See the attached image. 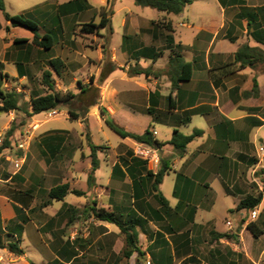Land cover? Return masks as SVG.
<instances>
[{
	"label": "crops",
	"instance_id": "crops-1",
	"mask_svg": "<svg viewBox=\"0 0 264 264\" xmlns=\"http://www.w3.org/2000/svg\"><path fill=\"white\" fill-rule=\"evenodd\" d=\"M69 1L49 8L39 2L28 8L40 17L52 16L50 30H37L39 36L52 34L51 47L45 50L32 44V33L4 19V13L18 14H9L7 0H2L0 89L17 93L22 110L0 112V144L11 127L10 145L32 127L25 152L17 161L19 167L13 171L0 163L2 239H11L7 234L15 238L20 232V248L24 238L31 239L34 250L47 257L45 264H237L229 257H243L247 264L263 261L264 81L260 78L264 63L241 68L233 56L242 45L264 51L249 35L252 28L248 30L247 19L242 17L245 10H251L257 16L252 25L259 23L264 31V0H211L217 5L212 11L192 9L191 0L179 15L159 12L150 19L129 11L119 20L115 45L112 32L101 42L95 39L99 30L93 35L79 32L84 23H98L88 4V9L80 8L81 3L59 16V6ZM99 3L101 10L106 0ZM111 16L112 12L107 26ZM166 24L170 31L164 29ZM88 40L95 41L84 45ZM87 49L95 55H88ZM171 53L191 65V78L176 82L174 88L172 80L180 74L177 64H168ZM157 55L166 64L158 66ZM56 58L65 67L59 76L49 66ZM132 68L147 70L148 75L131 76ZM43 71L51 73L57 91L75 96L72 104L78 108L77 118L68 114V119L79 121L82 130L81 122L87 117L103 121L100 108L125 132L141 135L148 130L160 144L153 147L159 157L157 169L133 156L137 143L129 138L103 148L88 132L87 153L83 135L51 124L60 110H55V116L44 113L41 120L38 115L26 118L31 95L41 94ZM82 71L85 76L79 77ZM90 90L96 96L93 101L82 97ZM194 130L202 134L182 152L168 144L174 131L190 135ZM90 144L97 147L94 171ZM159 169L165 170L158 192L166 206L155 198L151 181L145 179L148 171L154 174ZM61 184L83 196L70 193L62 201L49 200L48 191ZM70 195L76 199L67 201ZM250 197H260L258 205L237 210ZM90 206L141 221L136 227L138 252L121 258L124 237L114 225L85 213ZM248 223L263 234L254 238L246 228ZM78 228L83 229L78 232ZM4 256L11 264H36L29 262L24 251L19 257L8 252Z\"/></svg>",
	"mask_w": 264,
	"mask_h": 264
},
{
	"label": "trees",
	"instance_id": "trees-1",
	"mask_svg": "<svg viewBox=\"0 0 264 264\" xmlns=\"http://www.w3.org/2000/svg\"><path fill=\"white\" fill-rule=\"evenodd\" d=\"M136 6L140 7H148L154 9L158 12L172 15H179L183 9L191 4V0H132ZM83 4L80 8L88 9L89 6L86 4L85 0H72L66 4L59 6V16H63L65 12H71L78 5ZM106 6L102 7L99 16L100 19L98 23H94V21H90L88 23H84L79 26V32L84 35H93L98 32L99 29L104 28L108 25V17L111 15V10L109 8L110 0H106ZM0 11L4 12L2 0H0ZM247 14L242 15V17H246L247 19V28L248 30L252 28V31L249 33L251 38L257 43L264 46V31L261 28V24H253L255 21L257 23L256 15L251 14V10H245ZM244 13V12H243ZM61 14V15H60ZM4 19L10 21L13 27H20L28 30L33 35L32 44L40 47L45 50H49L51 47V37L48 35L39 36L37 33L38 26L24 18L23 15H16L13 17H9L7 14H3ZM254 26V27H252ZM164 29L166 31H170V25H164ZM21 42H25L21 41ZM233 60L235 63H238L241 68L249 67L255 68L257 64L264 63V51H261L256 48H251L248 45H242L238 48V50L234 53ZM169 66H174L177 64L179 69V76L172 80V88L176 86V82H187L191 78V65L189 63H185L179 54L171 53L169 60ZM49 66L52 71L59 76L64 70V64L59 59H52L49 61ZM129 75H148L147 70H142L139 68H132L128 71ZM39 84L43 90V93L40 95H31L29 99V107L30 110H25L24 115L26 118L32 117L37 114L46 113L50 111L58 110L61 106L70 107L72 105V101L75 99V96L69 92L61 93L55 89L54 81L51 77V73L49 71H43L41 73ZM252 92L255 94L257 92L256 82L253 80V89ZM22 110L19 106V95L12 91L6 92L0 89V112L8 113L11 111H19ZM148 114L152 115V111L150 109L147 111ZM100 116L103 122L119 137L121 138H129L135 141L136 143L145 144L151 147H159L160 144L156 142L151 133L146 130L141 135H135L128 132L123 131L120 127H118L113 121L106 117L105 111L100 108L99 110ZM68 114L71 119H76L77 115L74 114L71 110L68 109ZM13 132V127H11L5 134L2 143L0 144V152L2 150L10 148V142L8 138L11 136ZM202 134L199 130H194L190 135H183L177 131L173 132V135L168 142L174 149L179 152H182L186 145L191 142L194 138L200 136ZM91 150V167L92 171L97 168V160L95 158V150L97 147L90 144ZM143 162V161H142ZM145 163V162H144ZM165 173L164 169H159L156 173H152L148 171L146 173L145 179L151 181V191L154 193L155 198L159 201L162 206H166V201L158 192V185L161 183L163 175ZM91 176L88 179V185H90ZM144 181V180H143ZM139 182L142 183V179H139ZM73 194L75 196H83L82 192L69 190V186L67 184L56 185L52 187L48 193L47 198L49 200L62 201L66 195ZM260 197L255 198H246L241 201L237 210H252L259 203ZM84 212L91 215L96 221L106 222L108 224L114 225L119 233L124 237V248L120 253L121 258H129L132 252L137 251V236L138 233L136 231V227L141 226V221L133 218H123L122 215H118L114 212H108L102 208H96L94 206L87 207ZM247 230L251 233L254 238L259 237L263 234V231L257 229L253 223H248L246 226ZM8 239L4 241L0 235V250H6L7 252L19 257L22 256L23 251L20 248V232L16 234L15 238L11 237L9 234L6 235ZM33 264V263H31Z\"/></svg>",
	"mask_w": 264,
	"mask_h": 264
},
{
	"label": "rangeland",
	"instance_id": "rangeland-1",
	"mask_svg": "<svg viewBox=\"0 0 264 264\" xmlns=\"http://www.w3.org/2000/svg\"><path fill=\"white\" fill-rule=\"evenodd\" d=\"M64 1L66 0H7L5 4V9L9 14L23 15L24 18L35 23L39 28V33H41L42 31L50 30V27H51L50 20L52 16L40 17L39 15L34 14L31 10L28 11L29 6L40 2V3H43L44 7L49 8L57 2H64ZM85 1H86V4H88L91 7V13L96 16L95 22H98L100 19L99 12H100V7H101L99 0H85ZM192 2H193V5L191 7L192 9H195V10L206 8L212 11L213 9H216L215 8L216 4L215 5L212 4L211 0H192ZM103 5L106 6L107 4L104 3ZM109 8L112 12V16L109 18L111 23L109 26L99 29V33L101 36L99 35L95 39L96 41L101 42V40H105V38L110 37V34L112 32L113 33L112 34L113 45L116 44L117 39L119 38L118 37V33L120 29L119 20L126 12L128 13L129 11H131L134 14L138 13L141 18H148V19L154 18L160 15V13L156 12V10L154 9H151L148 7L136 6L132 0H110ZM62 27H63V23H62ZM48 36L52 37V34L49 33ZM91 41H95V40L84 41V45L91 46L90 44ZM86 53L91 56L95 55L94 51H92L91 49H87ZM155 58L157 59L158 66L166 64V59H163L161 55H157ZM140 65L143 66L142 64ZM81 75L85 76V72L82 71L80 76L79 75L77 76L81 77ZM260 81L263 82L264 77H261ZM40 92L41 94L43 93L42 88ZM82 97H84L83 99H90L93 101L96 96H95L94 91L90 90V92H88L85 96L83 95ZM68 108L69 110L73 112L78 110V108L74 104L70 105V107ZM58 110H60V113L57 115L56 118H54V120H50L52 121L51 124H59L60 126H64L65 128L73 129L78 137H80V135H83V139H82L83 145L87 153H88V146H87L86 141L89 142L88 132L91 133L92 140L98 145H101V146L103 145V148L104 146H107V145L111 147H115L121 140V137H119L116 133H114L103 121L98 123L95 121L94 117L92 116L87 117L86 120L81 122V125L84 127V129L82 130L78 124L79 121L68 119V110L65 106H61ZM80 114L83 115L84 113H79V115ZM37 115H38L37 119L39 120L44 119V113L37 114ZM152 125L154 126L156 130H159V132L160 130L162 131V128L159 124L153 123ZM18 144H19V141H16L14 142V144L10 145V148L5 150L6 151L5 155L0 159V163L10 167L13 171L14 169L19 167V165L18 167H16L15 163L19 160L20 157H22V155L25 152L24 150L25 147L23 149L17 148ZM263 148H264V143H263ZM6 156L9 157L10 159L6 160ZM97 174L101 175L102 171H99ZM97 182H98V179H97ZM15 183L16 185H19L18 181H15ZM49 185H46V186H49ZM74 199H76V197H74L73 195H70L68 196L67 201H72ZM86 228H88L87 230H89V227H86ZM82 229L79 230L78 228V232L82 231ZM87 230H85L86 233L88 232ZM21 248L25 252L29 262H34L36 264H45L44 260H46L47 257L38 254L37 251L34 250L31 239L24 238V240H22L21 242ZM6 252H7L6 250H0V264H3L2 261L6 262V264H11V261H8L6 257L4 256ZM229 259L235 260L237 264H247V262H245L243 257H239V258L229 257ZM262 259L263 261H261L260 263L256 262V264H264V257H262ZM225 260L227 261L228 259H225ZM15 264H26V262H23V263L17 262Z\"/></svg>",
	"mask_w": 264,
	"mask_h": 264
},
{
	"label": "built area",
	"instance_id": "built-area-1",
	"mask_svg": "<svg viewBox=\"0 0 264 264\" xmlns=\"http://www.w3.org/2000/svg\"><path fill=\"white\" fill-rule=\"evenodd\" d=\"M48 114V116H55L57 115V113L55 111H50V112H46ZM31 129H27L25 131V134L21 137V139L19 140V144H18V149H23L29 142V133ZM153 135H155V132L152 133ZM260 151H262V149H260ZM132 154L135 158L145 162V164L151 165L153 168L158 167L159 165V157L157 155V150L151 146L145 145V144H141V143H137L134 145V147L132 148ZM16 167H18V162L15 163ZM254 213L251 214V218H254ZM228 226H230V223H226Z\"/></svg>",
	"mask_w": 264,
	"mask_h": 264
}]
</instances>
